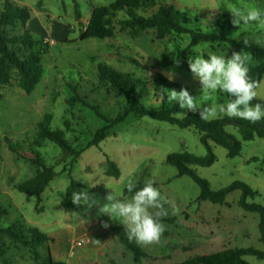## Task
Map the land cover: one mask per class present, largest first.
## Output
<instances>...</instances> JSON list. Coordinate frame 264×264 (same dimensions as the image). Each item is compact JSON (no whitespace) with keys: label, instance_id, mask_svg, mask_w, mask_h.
Segmentation results:
<instances>
[{"label":"rangeland","instance_id":"obj_1","mask_svg":"<svg viewBox=\"0 0 264 264\" xmlns=\"http://www.w3.org/2000/svg\"><path fill=\"white\" fill-rule=\"evenodd\" d=\"M12 1L31 10L33 37L43 39L48 36L55 40V44L44 46L48 52L42 59V80L33 93L25 94L15 81L0 87V206L6 210L1 226L15 225L25 234L29 228L37 227L49 238L53 264L68 263L77 257L78 249H82H71L72 241L85 239L83 234L92 226L124 228L122 218L109 217L100 211L108 203L106 196L113 192L117 198L124 199L129 181L145 184L152 179L161 192L164 207L168 209V215L162 219L166 231L158 244L146 246L134 240L146 254L158 258L154 264H179L196 255L214 254L224 248L264 251L259 229L260 215L242 208L240 189L227 194L223 203L198 201L200 187L189 176L177 177V169L167 163L168 155L174 153H188L197 158L209 155L208 147L195 129L132 114L106 130L104 139L97 145L88 147L97 132L107 124L78 101L67 104V100L74 97L73 87L77 86L78 93L86 96L88 103L97 106L102 115L110 120L117 117L127 102L120 93L99 84L97 65L102 62L144 81H149L157 72L167 78L168 73H173L171 80L189 88L193 96L201 97L200 104H225L229 100L226 93L202 96L201 86L193 79L187 59L195 55L207 58L210 51L230 58L233 51L241 50L228 43H201L189 48V35L171 34L160 40L153 30L136 36L125 32L117 33L112 39L81 40V25L87 24L92 8L115 0H43L41 7H37L40 0ZM160 1L175 4L194 21L193 25L204 32H218L230 39H246L264 47V30L258 29L254 22L243 24L237 30H226L219 28L215 18L233 20L229 11L231 7L246 10L255 5L264 9V0ZM76 4L80 20L76 18ZM254 64L251 59L248 66ZM257 91L256 99L264 102V76ZM138 102L150 110H170L173 115L193 113L180 109L178 103L170 102L168 98L163 102L162 95L149 85ZM46 114L52 115L51 128L64 130L73 149L82 151L72 165V154H62L60 148L51 142H44L40 148L32 147L37 125ZM226 118L242 120L223 114L216 119ZM224 130L241 142L240 155L230 158L227 148L208 140L215 156L213 164H190L188 167L207 180L215 192L235 182L248 185L257 195L247 197L246 202L264 207V139L244 141L238 126L232 123L225 124ZM11 144L19 145V153L10 149ZM31 150L39 151L41 159L58 173L39 203L35 196L15 188L36 174L33 163L21 157H33ZM108 161L119 170L118 178L107 173ZM71 179L83 185L90 199L87 203L81 201L76 204L74 209L65 210L61 202ZM114 237L111 244L114 259L107 264L152 263L147 260L136 263L132 254ZM45 247H40L41 253L45 252ZM118 247L122 249L121 253ZM103 254L100 260L106 258L107 248L103 249ZM243 259L249 264H264V260L254 255H244ZM0 264H33L32 254L28 248L3 235L0 239Z\"/></svg>","mask_w":264,"mask_h":264},{"label":"trees","instance_id":"obj_2","mask_svg":"<svg viewBox=\"0 0 264 264\" xmlns=\"http://www.w3.org/2000/svg\"><path fill=\"white\" fill-rule=\"evenodd\" d=\"M42 1L37 3V7L42 6ZM76 18L81 19L79 7L76 4ZM31 10L27 6H18L12 0H0V87L9 86L13 81L25 94L29 95L34 92L37 85L42 80L43 56L48 52L42 39L33 37L30 27ZM216 18V24L220 29L237 30L244 23L234 26L232 20ZM194 21L188 18L184 13L176 8L173 3H164L160 0H115L114 2L93 7L91 16L86 25H81L83 31L80 39L88 38L112 39L117 33L128 32L134 36L142 32L153 30L156 32L157 39H164L171 34H186L191 38L189 48L201 43H228L233 48L243 50L249 53L255 61L254 65H249V74L254 80L261 81L264 76V47L248 41L245 46L246 39H230L218 32H204L199 27L193 25ZM97 78L102 86H107L113 91L120 93L125 98L127 104L118 113L114 120L102 115L97 106L87 102V97L80 95L77 89L73 87L74 97L67 100V104L72 105L79 102L82 105L92 109L98 117L106 122V127L99 130L88 147L97 145L104 139L105 132L113 125L125 121L130 115L148 116L153 120L167 122L181 128H193L201 135V141L208 147L209 155L204 158H197L188 153H174L167 157V163L177 169V177L189 176L200 187L201 192L198 201H209L214 204L223 203L225 196L234 190L242 191V199L240 205L246 211L257 212L260 215L259 229L261 240L264 243V207L256 204H248L247 197H254L257 192L242 182H235L220 191H212L207 180L201 178L197 173L188 167L190 164L200 166H210L215 161L208 140H212L228 149V157L234 158L241 153L242 144L233 135L224 130V125L232 123L238 126L239 132L244 141H252L255 138L264 139V119L256 123H250L246 120L236 119H214L203 121L198 114L188 113L183 118L175 117L170 110L162 108L161 110H150L142 106L138 99L148 89V85L153 90L162 95L163 102L167 100V92L160 89H175L179 91L186 88L190 93V89L170 80L163 74L157 72L149 81L136 78L130 72H122L110 66L106 62L98 63ZM227 95V94H226ZM227 98L230 97L227 95ZM253 104L264 102L255 99ZM52 115L46 114L37 125L36 137L31 143L32 147L40 148L44 142H51L58 146L62 154H72L71 165L80 157L82 151H75L71 142L66 138L65 131L62 129L51 128ZM68 125V122H65ZM10 149L18 152L19 145H9ZM31 158H22L30 160L36 167L34 177L15 185V188L24 194L35 196L38 203L41 196L49 186V184L58 176L54 167L48 166L40 156L39 151L31 150ZM107 173L119 177V170L113 162L108 161ZM65 171V170H64ZM63 171V172H64ZM70 173V169L68 171ZM136 187L133 192H128L127 187L124 190V197L131 198L134 192L141 189L144 184L135 183ZM155 186V184H154ZM73 191L84 192L83 185L71 179L66 189L65 197L61 202V207L65 210L75 208L72 202ZM6 210L0 206V221L3 219ZM113 234L119 239L120 243L129 251L133 260L138 263L144 260L151 261L154 264L158 258L150 257L136 244L134 239H129L127 231L120 226L111 228ZM3 235L18 244L28 248L32 254L33 264H53L51 253L49 250V238L42 233L37 227L29 228L28 234H25L15 225L7 227L0 225V239ZM46 245L45 252H40V247ZM254 255L264 260V251L243 250L224 248L214 254H201L187 259L179 264H249L243 259L244 255Z\"/></svg>","mask_w":264,"mask_h":264},{"label":"clouds","instance_id":"obj_3","mask_svg":"<svg viewBox=\"0 0 264 264\" xmlns=\"http://www.w3.org/2000/svg\"><path fill=\"white\" fill-rule=\"evenodd\" d=\"M229 11L233 16L234 26L254 22L258 29L264 30V9L252 5L246 10L231 7ZM244 44L248 46V41L245 40ZM251 59V55L243 50L233 51L230 58L211 51L207 54V58L203 55L188 57V67L193 79L201 86L202 96L215 92L226 93L230 98L225 104L202 105L199 103L201 97L193 96L186 88H181L179 91L163 88L160 90L167 92L168 100L178 103L180 109L199 113L203 121L216 119L218 115L223 114L230 118L256 123L264 119V105L252 103L258 96L257 90L261 87V81L254 80L249 74L248 64ZM167 76L170 80L174 78L173 73H168ZM174 115L185 117L183 112ZM154 184V180H147L131 198L119 199L111 192L106 196L108 203L100 209L109 217L122 218L129 239H135L146 246L158 244L166 231L162 219L168 215V209L164 207L161 192ZM135 187V183L129 181L128 192H133ZM71 199L74 204L79 205L81 201L87 203L90 198L87 192L73 191ZM94 242L100 243L98 240Z\"/></svg>","mask_w":264,"mask_h":264},{"label":"crops","instance_id":"obj_4","mask_svg":"<svg viewBox=\"0 0 264 264\" xmlns=\"http://www.w3.org/2000/svg\"><path fill=\"white\" fill-rule=\"evenodd\" d=\"M43 33V32H42ZM41 33V35H43ZM93 228L89 229L83 236L85 237V243L82 246H77L76 241H72L71 249H75L77 247H80L82 249H78V255L74 260H69V262L65 263H59V264H107L108 262L112 261L114 259L113 248L111 247L112 242H114L115 235L113 234L109 227H102L99 225V228L95 225L92 226ZM111 232L112 235H109ZM94 240H98L100 243H93ZM108 249V254H106V258L100 260L101 257H104L105 254H103V249ZM120 250V253L122 252V249L118 247ZM105 253V252H104ZM124 254V253H123ZM56 263V262H55Z\"/></svg>","mask_w":264,"mask_h":264},{"label":"built area","instance_id":"obj_5","mask_svg":"<svg viewBox=\"0 0 264 264\" xmlns=\"http://www.w3.org/2000/svg\"><path fill=\"white\" fill-rule=\"evenodd\" d=\"M47 37H48V36H47ZM47 37H44V38L42 39L43 44H45V45H53V44H55V40H54V39H52V38H47ZM84 243H85V239H81V240H78V241L76 242V245H77V246H82Z\"/></svg>","mask_w":264,"mask_h":264}]
</instances>
